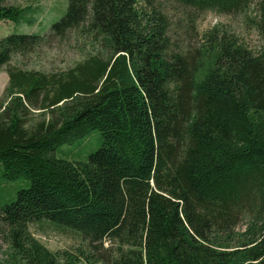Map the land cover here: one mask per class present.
<instances>
[{"label": "trees", "instance_id": "1", "mask_svg": "<svg viewBox=\"0 0 264 264\" xmlns=\"http://www.w3.org/2000/svg\"><path fill=\"white\" fill-rule=\"evenodd\" d=\"M170 1L230 14L255 0ZM24 11L38 18L0 0V22ZM172 24L157 0H67L48 33L0 38V69L77 28L107 54L59 73L8 69L0 180L29 186L0 205V264H264V49L211 29L199 58L168 57ZM25 104L48 117L25 125ZM91 130L102 143L86 161L54 156ZM42 221L85 246L49 250L29 230Z\"/></svg>", "mask_w": 264, "mask_h": 264}, {"label": "rangeland", "instance_id": "2", "mask_svg": "<svg viewBox=\"0 0 264 264\" xmlns=\"http://www.w3.org/2000/svg\"><path fill=\"white\" fill-rule=\"evenodd\" d=\"M157 2L173 23L169 32L171 43L168 47V57L172 56L171 51V53H183L189 60L199 58V50L205 47L206 34L211 29L232 36L253 53H259L264 49V41L251 21L257 14L255 5L257 0L253 1L246 10L230 14H218L214 11L196 12L170 0H157ZM5 3L25 7L26 10L29 8L38 10L39 15L36 18L34 12L24 11L22 19L18 23L1 21L0 38L11 33L46 34L49 32L51 24L62 17L67 7V0H5ZM188 14L196 17L192 26L185 24ZM46 36L34 51L13 55L9 63L0 69V102L2 101L0 113L8 106L6 101L8 98L4 94L9 80L8 69L52 74L65 72L82 63L91 55H97L100 58L107 56L101 37L90 33L83 34L79 28L71 29L64 37ZM37 103L41 104V95H39ZM25 107V125L42 120L44 116L48 117V112H42V110L32 108L27 104ZM101 143L99 132L91 130L84 138L59 146L55 150L54 156L71 162H84L91 152L100 147ZM28 186L29 182L23 179L7 182L0 180V205L14 200L17 191ZM240 227L243 226L240 225ZM29 230L51 251L73 249L78 245L85 246V243L80 240L78 232L53 226L46 221L31 224ZM108 245L109 243L106 241L104 246ZM5 251L6 245L0 236V261L5 258Z\"/></svg>", "mask_w": 264, "mask_h": 264}]
</instances>
